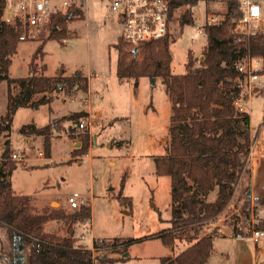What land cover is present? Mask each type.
I'll return each instance as SVG.
<instances>
[{
    "label": "rangeland",
    "instance_id": "374dc122",
    "mask_svg": "<svg viewBox=\"0 0 264 264\" xmlns=\"http://www.w3.org/2000/svg\"><path fill=\"white\" fill-rule=\"evenodd\" d=\"M72 1L82 2L84 16H76L67 22L71 32L67 39L63 42L50 39L48 22L36 37L19 38L17 52L11 56L9 74L12 77L27 76L34 70L45 75L60 71L71 75L81 71L88 78L81 81L80 88L78 84L74 87L59 84L50 103L37 108L22 106L17 109L9 135V159L18 162L11 176L12 187L17 194L33 196V204L38 210L49 206L71 212L74 209L69 207L67 197L79 192L80 203L91 206L93 221L92 233H86L85 244L80 246L92 245L93 236L111 241L118 239L119 246L97 250L96 259L101 256L117 258L128 253L124 260L114 264H160V256L175 255L183 249L181 241L170 246L156 236L171 226V179L168 175L157 174L154 160L155 155L165 153L169 142L171 101L160 77L153 85L147 76L137 80L117 76L118 54L114 44L122 35V24L118 11L112 7V0H70L69 3ZM53 3L63 9L69 5L64 6L63 0H53ZM12 5V0H7L6 9ZM200 7L183 4L175 10L170 33L174 39L170 45L174 73L186 71L189 51L200 64L198 60L203 58L207 39L199 27L205 21L206 12L219 11L220 19H224L223 5L213 3ZM186 10L191 11L193 23H181ZM21 16L15 11L10 21L15 23L21 20ZM21 22L24 32L25 26ZM241 85L244 90L248 89L246 79ZM12 91L18 93L19 87L12 84ZM7 95V81H0V120L7 112ZM41 95L35 94L33 99ZM89 105L93 118L89 134L91 142L93 135L96 136L95 141L88 153L79 159L72 158V150L82 145L83 131L70 117L86 111ZM241 105L249 111L255 132L248 166L255 189L259 191L264 181V83L253 88ZM33 123L50 125L51 157L44 158L42 135L21 131L23 125ZM7 140V136L0 137V154L6 148ZM14 152L20 153L22 159H14ZM121 188L123 196L130 197L131 203H120ZM244 191L235 192L226 210L218 216L217 223L223 222L225 216L237 217L238 225L247 232L250 230L251 234L241 211L246 196ZM215 196L216 192L212 194ZM250 197L254 205L253 196ZM258 211L263 212L260 208ZM45 227L61 235L67 233L64 221L51 220ZM0 235L4 238L3 242L0 240V264H12V239L3 226H0ZM128 238L137 240L124 244ZM215 238L209 264H264V238L254 248L250 235ZM19 246L20 243L16 244L18 249ZM19 254L16 252L17 257ZM28 257L27 251L26 264Z\"/></svg>",
    "mask_w": 264,
    "mask_h": 264
},
{
    "label": "trees",
    "instance_id": "16d2710c",
    "mask_svg": "<svg viewBox=\"0 0 264 264\" xmlns=\"http://www.w3.org/2000/svg\"><path fill=\"white\" fill-rule=\"evenodd\" d=\"M183 4L194 6L198 0H174L173 18L175 10ZM6 5L7 0H0V81L8 83L7 112L0 120V137H8L6 148L0 154V225L10 236L20 235L28 244V264H114L124 260L125 256L96 259L92 249L75 245V223L92 218L89 204L80 203L71 212L49 206L38 210L33 204V196L17 194L12 187L11 176L18 162L9 159V135L17 109L50 103L51 93L59 88V84L73 87L78 84L80 88L81 81H87V78L81 71L71 75L60 71L51 76L32 70L27 76H10L11 56L17 52L22 22L18 19L12 23L7 19ZM221 5L225 8L224 19L204 25L207 42L203 58L198 60L200 64L189 51L184 73L177 74L172 70L170 45L174 39L171 34L139 44L137 52L122 37L114 44L118 54L117 76L136 80L143 76L160 77L171 101L169 142L165 153L154 157L157 174L168 175L171 179V226L156 236L170 246L184 239L188 246L175 255L161 256V264H206L214 249L215 237L251 235L250 230L247 232L238 225L237 217H231V220L225 216L223 224L229 231L217 225V218L230 204L242 176L250 173L251 116L248 110L240 109L235 103L238 97L248 99L250 94L241 85L247 72L236 65L260 57L262 69L259 73L264 75V30L251 33L237 30L234 19L241 15L237 2L230 0ZM217 13L221 15L219 11ZM76 16H84L82 2L72 1L67 9L54 8L48 23L49 38L61 42L67 39L71 35L67 22ZM193 22L191 11L186 10L181 23ZM12 84L19 87L18 93H13ZM35 94L42 95L33 99ZM87 114V111L77 112L70 119L77 124ZM21 131L43 135L45 153L50 155V125L25 124ZM81 136L82 145L72 151L74 157L89 151V132H82ZM214 192L216 196L212 199ZM122 193L121 188L120 203H131L130 197ZM253 202L255 206L246 194L241 210L245 218L250 216L253 207L262 208L264 212V194L257 195ZM51 220L64 221L67 233L61 235L47 230L45 225ZM255 228L264 230V221L258 222ZM134 240L137 239L128 238L124 244ZM119 244L118 239L103 238L95 247L100 250Z\"/></svg>",
    "mask_w": 264,
    "mask_h": 264
},
{
    "label": "built area",
    "instance_id": "2783aa9c",
    "mask_svg": "<svg viewBox=\"0 0 264 264\" xmlns=\"http://www.w3.org/2000/svg\"><path fill=\"white\" fill-rule=\"evenodd\" d=\"M70 0H63L64 6ZM230 0H198V6L211 5L213 3L221 4ZM237 2L241 15L235 18V28L245 33L263 31L264 26V0H232ZM15 4V11L19 12L21 21L25 26L24 32L19 36L20 40L36 37L50 21L51 13L56 4L53 0H12ZM173 2L174 0H112V7L118 11L122 24V39L137 47L139 44L156 40L170 34L173 24ZM70 5V3H69ZM67 5V6H69ZM200 7V8H201ZM13 13V14H14ZM205 21L199 27V31L204 33V25L209 23H218L221 19L220 14L213 10L206 12ZM241 71L247 72V90L251 91L258 85L264 83V76L259 73L262 65L258 58L252 57L246 61H240L236 65ZM243 97H238L236 105L243 109L241 102ZM79 130L91 132L93 127V118L90 115L82 117L76 124ZM14 159L21 160L22 155L12 154ZM81 194L77 191L70 194L67 198L69 207L74 209L80 205ZM255 206V204L253 205ZM259 209V208H258ZM253 207L250 216L244 217L248 227L251 228V238L255 244L264 238V230L255 228V225L264 221V212L260 213ZM262 211L263 209L260 208ZM76 237L78 242L75 245L80 246L85 240L86 233H92L93 221L91 218L77 221ZM103 238L93 236L92 245H85L96 252L95 245L102 243ZM83 246V245H82Z\"/></svg>",
    "mask_w": 264,
    "mask_h": 264
},
{
    "label": "crops",
    "instance_id": "0c3cea01",
    "mask_svg": "<svg viewBox=\"0 0 264 264\" xmlns=\"http://www.w3.org/2000/svg\"><path fill=\"white\" fill-rule=\"evenodd\" d=\"M255 58H258L259 60H260V63H261V65H262V60H261V58L260 57H255ZM64 70V69H63ZM74 73V72H73ZM64 74L65 75H67L68 73H66V71H64ZM56 75V74H55ZM51 76H53V75H51ZM88 79V78H87ZM88 89H89V83H88ZM87 112H88V114L87 115H89V113H90V116H92V110H91V106L89 105L88 106V108L87 109H85ZM247 110V109H246ZM97 115H99L100 116V112H98L97 113ZM170 122V121H169ZM36 125V124H35ZM38 126V125H37ZM251 134H252V138L254 139V137H255V132H254V130H253V127L251 126ZM37 135H41V134H37ZM43 136V135H42ZM95 135H93V140H92V142H91V144H93V142L95 141ZM43 138H44V136H43ZM78 143V141L76 142V144ZM75 144V145H76ZM91 144H90V147H91ZM74 149H76V148H74ZM73 149V150H74ZM72 150V151H73ZM40 152L42 153V152H44V151H41L40 150ZM51 150H50V155L49 156H47L46 155V157H44V158H47V157H51ZM251 152H252V148H251ZM14 153H16V152H14ZM13 154V153H12ZM18 154H20V153H18ZM74 156H72V158H73ZM75 158L76 159H79V156H75ZM17 160V159H16ZM245 190L244 192H246V194L248 195V196H250V195H252L253 196V200H254V198L257 196V195H261V194H264V181H263V186L261 187V189L259 190V191H257L256 189H255V182H254V180H253V175H252V173L250 172L249 174H247V173H245L243 176H242V178H241V180H240V183H239V185H238V187H237V189H236V191H241V190ZM68 198V197H67ZM214 197H212V199H213ZM67 201V200H66ZM263 213V212H262ZM92 219V218H91ZM217 225L218 226H223V229L224 230H226L225 228H227V230L226 231H229V228L227 227V226H225L224 224H223V222H218L217 223ZM0 226H2V225H0ZM4 227V226H3ZM225 227V228H224ZM5 228V227H4ZM5 231H6V233L8 234V236L12 239V242H13V244H14V254L16 255V252L17 253H20L19 255H18V257L20 258V264H26V261H25V256H27V251L29 250V248H28V244L25 242V240L20 236V235H16V236H14V237H12V236H10V234H9V232L7 231V229L5 228ZM8 237V238H9ZM229 237H234V236H228V237H225V238H229ZM238 237V236H237ZM237 237H235V238H237ZM224 238V237H223ZM250 238H251V235H250ZM0 240H1V242H3L4 241V238L0 235ZM251 240H252V238H251ZM177 241H181V243L183 244V249L184 248H186L187 246H188V242L186 241V240H177ZM215 241H216V238H214V247H215ZM20 243V246H19V249H18V247H16V244H19ZM2 245V244H1ZM254 247H257V244H255L254 242H253V248ZM182 249V250H183ZM212 255V254H211ZM211 257V256H210ZM160 258H161V256H160ZM210 259V258H209ZM160 264H161V262H160ZM206 264H209V260H208V262L206 263Z\"/></svg>",
    "mask_w": 264,
    "mask_h": 264
},
{
    "label": "water",
    "instance_id": "95a60500",
    "mask_svg": "<svg viewBox=\"0 0 264 264\" xmlns=\"http://www.w3.org/2000/svg\"><path fill=\"white\" fill-rule=\"evenodd\" d=\"M14 10H15V4H13L12 7L6 9V15H7V19L8 20L11 19V16L14 13ZM134 51L137 52L138 51V47H134ZM151 79H152L153 85H154L155 84L156 77H151ZM51 95H52V93H51ZM126 255H129V254L126 253L125 256ZM19 260L20 259H18V257L14 254V264H20L19 263L20 262Z\"/></svg>",
    "mask_w": 264,
    "mask_h": 264
},
{
    "label": "flooded vegetation",
    "instance_id": "af4514ba",
    "mask_svg": "<svg viewBox=\"0 0 264 264\" xmlns=\"http://www.w3.org/2000/svg\"><path fill=\"white\" fill-rule=\"evenodd\" d=\"M12 261H13L12 264H14V256H13V260Z\"/></svg>",
    "mask_w": 264,
    "mask_h": 264
}]
</instances>
